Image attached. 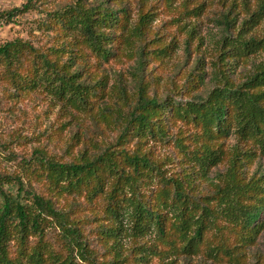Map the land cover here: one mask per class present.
Returning <instances> with one entry per match:
<instances>
[{"label": "trees", "instance_id": "16d2710c", "mask_svg": "<svg viewBox=\"0 0 264 264\" xmlns=\"http://www.w3.org/2000/svg\"><path fill=\"white\" fill-rule=\"evenodd\" d=\"M179 1L27 0L0 12V26L44 19V44H0L5 99L42 94L96 121L95 137L66 141L69 161L39 145L17 171L0 168V264H264V175L249 170L264 160V63L243 85L233 78L264 45L226 34L211 73L199 59L200 74L179 69L163 91L145 53L175 49L156 42L152 4ZM263 18L261 0L250 21ZM128 51L132 79L109 88L107 66Z\"/></svg>", "mask_w": 264, "mask_h": 264}, {"label": "rangeland", "instance_id": "374dc122", "mask_svg": "<svg viewBox=\"0 0 264 264\" xmlns=\"http://www.w3.org/2000/svg\"><path fill=\"white\" fill-rule=\"evenodd\" d=\"M26 2L27 0H0V12L21 7ZM260 2L261 0H202L204 3L202 9L191 8V11L185 9L186 3L183 0L175 2L173 8L169 9L160 2H154L152 5L158 6L153 11L156 13V20L153 23V31L157 33L156 42L175 49L173 57L159 55L156 58L152 52L145 53L147 63L153 68V78L161 84V89L167 91V88L180 81V79L172 81L179 69L182 75L191 74V78L200 74L201 71L196 68L199 59L206 71L211 73L212 60L222 47V39L226 34L235 38L240 34L246 41L251 38L262 40L264 45V18L259 22L250 21V14L258 10ZM230 7H233V11ZM226 19L229 20L231 27L225 24ZM43 20V16L30 12L20 16L13 24L1 25L0 44L18 38L32 41L35 46L44 44L40 26ZM133 55V52L128 51L123 60L107 66L109 88L114 85L118 75L123 74L132 79L128 72L133 70L136 63ZM247 55L245 62L237 65L233 77L239 85H243L247 78L253 75L255 68L264 63L263 49ZM81 121L62 112L59 105H53L50 97H43L42 94H33L14 104L5 99L4 88L0 86L1 170L17 171L22 159L30 158L33 149L39 145H49V150L54 155L69 161L71 156L67 155L69 150L66 149V141L77 133H80L82 138L96 136L91 134L95 130L96 121L91 119ZM234 143L236 140L232 141V145ZM75 153L76 147L70 154ZM220 170L223 171V168L220 167ZM249 170L251 175L255 173L264 175V160L257 159L249 166ZM261 220L264 221V213ZM255 252L264 254V231Z\"/></svg>", "mask_w": 264, "mask_h": 264}]
</instances>
